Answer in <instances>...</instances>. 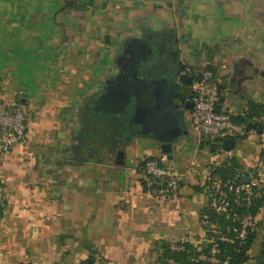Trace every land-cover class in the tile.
I'll return each instance as SVG.
<instances>
[{
    "label": "crops",
    "instance_id": "1",
    "mask_svg": "<svg viewBox=\"0 0 264 264\" xmlns=\"http://www.w3.org/2000/svg\"><path fill=\"white\" fill-rule=\"evenodd\" d=\"M83 1L0 0V102L34 113L0 154V264H178L171 243L206 238L214 167L235 165L264 190L256 136L225 149L191 123L207 67L220 110L264 112V0ZM164 118L179 133L158 137ZM160 154L182 182L173 202L146 191L142 161ZM254 218L242 264L260 251L264 200Z\"/></svg>",
    "mask_w": 264,
    "mask_h": 264
},
{
    "label": "built area",
    "instance_id": "2",
    "mask_svg": "<svg viewBox=\"0 0 264 264\" xmlns=\"http://www.w3.org/2000/svg\"><path fill=\"white\" fill-rule=\"evenodd\" d=\"M79 2L82 0H71ZM86 1V0H85ZM221 89L214 69L207 67L201 70L199 77L192 85L191 123L202 136L208 138H243L256 136L257 144L264 145V112L252 114L246 120H237L230 111L220 110ZM32 110L15 102H0V154L8 153L17 143L24 140ZM260 128V129H259ZM142 167L146 180V191L159 203L175 201L182 189L179 174L168 163L165 155H154L143 159ZM259 182L258 177L246 178L237 182L234 178L213 176L209 186L208 207L221 214L233 223L231 228L234 240L243 243L249 231L256 229L254 217L237 210L243 201L252 195L253 186ZM204 243L209 247L200 251L191 261L207 264H231L227 257L219 255L217 240L220 230L216 223H208ZM186 239L181 238L169 245L171 252L184 251Z\"/></svg>",
    "mask_w": 264,
    "mask_h": 264
},
{
    "label": "trees",
    "instance_id": "3",
    "mask_svg": "<svg viewBox=\"0 0 264 264\" xmlns=\"http://www.w3.org/2000/svg\"><path fill=\"white\" fill-rule=\"evenodd\" d=\"M74 3H72V1L68 2V4L74 8L86 7L88 4V2H84L83 0L77 2V4ZM260 112L263 111H256L252 109L247 117L239 120H246L250 115ZM215 175L220 176L224 179L234 178L237 182L244 180L242 174H238V172H236V166L230 163H223L220 166L214 167L210 176L209 183H211V179ZM252 191L253 192L249 200L243 201L242 204L237 207V210L240 213H248L249 215L254 217L258 213L259 208L264 200V190L262 187H259V185H255L253 186ZM202 220H206L208 223L214 222L219 227L220 238L217 240L218 246L220 248L219 255L227 257L231 264H242L248 259L247 251L254 241L255 229L249 231L245 241L239 244L236 240H234V234L231 230L233 223L230 220L225 219L223 215L215 213L212 209L206 206L202 212ZM204 228L206 229V233L208 234L207 225H204ZM208 247V243H202L198 247H193L189 243H186V248L184 251L171 252L170 250H168L166 253V257L171 258L175 263L178 264H207L191 261V258L195 257L200 251H206ZM254 264H264V237L260 245V251L255 257Z\"/></svg>",
    "mask_w": 264,
    "mask_h": 264
},
{
    "label": "water",
    "instance_id": "4",
    "mask_svg": "<svg viewBox=\"0 0 264 264\" xmlns=\"http://www.w3.org/2000/svg\"><path fill=\"white\" fill-rule=\"evenodd\" d=\"M19 101L22 104L25 103L24 98L21 99L19 97ZM152 128L155 130L157 136L160 138L170 137V136L176 135V133H179V131H180V128L175 121H170V120H167L165 118L161 119L159 121H154V123H152ZM168 131H169V134H168ZM233 144H234V141L232 138H224L222 140V146L225 149H231ZM3 208H4L3 205L0 204V219L3 216Z\"/></svg>",
    "mask_w": 264,
    "mask_h": 264
}]
</instances>
